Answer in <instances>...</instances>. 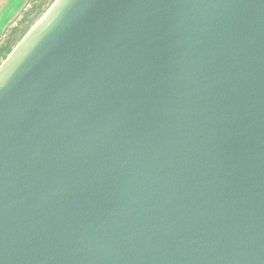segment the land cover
Listing matches in <instances>:
<instances>
[{"label":"water","instance_id":"1","mask_svg":"<svg viewBox=\"0 0 264 264\" xmlns=\"http://www.w3.org/2000/svg\"><path fill=\"white\" fill-rule=\"evenodd\" d=\"M0 264H264V0H54L0 63Z\"/></svg>","mask_w":264,"mask_h":264},{"label":"crops","instance_id":"2","mask_svg":"<svg viewBox=\"0 0 264 264\" xmlns=\"http://www.w3.org/2000/svg\"><path fill=\"white\" fill-rule=\"evenodd\" d=\"M33 0H0V47L12 40L10 33Z\"/></svg>","mask_w":264,"mask_h":264},{"label":"rangeland","instance_id":"3","mask_svg":"<svg viewBox=\"0 0 264 264\" xmlns=\"http://www.w3.org/2000/svg\"><path fill=\"white\" fill-rule=\"evenodd\" d=\"M53 2L54 0L32 1L21 20L12 29V32L10 33L12 40H8L7 44H4V46L0 47V61L5 58L6 54L12 50L11 48H13L16 42L24 35L27 29L47 11Z\"/></svg>","mask_w":264,"mask_h":264},{"label":"trees","instance_id":"4","mask_svg":"<svg viewBox=\"0 0 264 264\" xmlns=\"http://www.w3.org/2000/svg\"><path fill=\"white\" fill-rule=\"evenodd\" d=\"M34 23H35V22H34ZM34 23H33V24H34ZM30 27H31V26H30ZM30 27H29V28H30ZM29 28L27 29V31L29 30ZM27 31H26V32H27ZM26 32H25V33H26ZM25 33H24V35H25ZM24 35H23V36H24ZM23 36H22V37H23ZM22 37H21V38H22ZM21 38H20V39H21ZM20 39L16 42V44L20 41ZM16 44H15V45H16ZM15 45H14V46H15ZM14 46H13V48H14ZM13 48H11V49H13ZM8 51H9V50H8ZM10 51H11V50H10ZM10 51L6 54V56L10 53ZM6 56H5V57H6ZM0 63H1V61H0Z\"/></svg>","mask_w":264,"mask_h":264}]
</instances>
